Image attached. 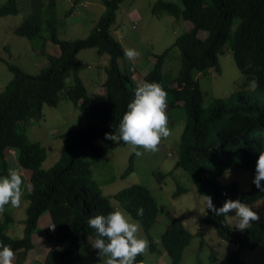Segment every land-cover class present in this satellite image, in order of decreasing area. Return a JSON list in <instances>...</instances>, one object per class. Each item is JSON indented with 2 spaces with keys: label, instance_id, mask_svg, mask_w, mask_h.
Wrapping results in <instances>:
<instances>
[{
  "label": "trees",
  "instance_id": "trees-1",
  "mask_svg": "<svg viewBox=\"0 0 264 264\" xmlns=\"http://www.w3.org/2000/svg\"><path fill=\"white\" fill-rule=\"evenodd\" d=\"M98 1L100 15L83 37H58L51 2L45 5L49 16H40L42 0H35L31 11L13 29L29 39L36 38L38 51L46 60L34 74L4 60L11 76L0 90V176L7 175L13 168L12 160L3 159L4 149L9 146L17 148L16 163L30 171L29 184L23 185L27 202L21 236L12 237L6 232L9 216L0 219V241L10 245L18 259L24 250L33 246L30 234L36 228L38 216L46 209L64 204L68 207L64 235L55 227L52 230L46 227L42 235L46 241L62 243L58 264H83L79 245L87 236L95 238L94 229L87 224L88 218L114 209L109 195L103 194L97 181L91 177L85 155H100L107 151L111 140L106 139V144L101 146L93 139L96 136L104 138L105 133L117 129L138 82L134 83L125 65L119 66L118 60L124 58V48L110 31L121 0ZM15 12L17 6L14 0L0 3V16ZM151 12H163L175 21L183 19L189 22V27L178 33L172 42L179 51V67L172 78L167 82L161 79L159 66L167 50L165 48L154 55L150 69L141 79L160 83L168 93L167 112L170 118L175 117L177 108L182 110L183 122L174 166L185 170L196 190L211 196L217 208L226 199H239L251 207L257 201L264 205V192L252 183L256 160L259 152L264 150V0H155ZM40 26H44L45 36H41ZM53 43L58 46V54L50 52ZM225 46L230 49L239 72L246 77L245 86L241 85L203 104L194 72L208 68L218 72L216 52ZM87 47H93L97 54L107 55L104 72L100 65L98 70L90 69L89 72L93 73L88 76L92 80L97 75L103 76V95L81 105L82 123L59 134L62 144L58 157L50 166L42 168L40 165L46 155L44 146L38 141H27L23 129L16 131L15 127L28 124L31 113L39 110L42 104L54 105L61 90L65 89V97L73 102L78 97H85L80 74L78 77L73 72L70 87H64V78L73 68L77 51ZM131 158L132 154L121 176L131 171ZM227 167L249 169L248 185L240 188L235 181L220 183L217 177ZM157 175L160 177L164 173ZM261 183L264 185V181ZM182 189L178 187L177 191ZM111 196L140 221L150 242L149 250L162 249L169 258V264H178L182 250L191 238V232L181 220L173 215L169 218L158 234L157 242L161 248H156L149 230L157 204L150 190L142 183L132 182L120 187ZM140 207L144 209L143 217L136 214ZM258 214L261 217L259 211ZM200 220L211 223L217 236L234 244L227 253L226 264H248L252 262L251 256L261 263V258L253 253L256 248L260 249L261 264H264V225L260 221L253 222L244 231H233L224 216H216L208 209ZM233 222L235 224L236 221ZM212 258L213 255H210ZM137 260L141 261L142 256H138Z\"/></svg>",
  "mask_w": 264,
  "mask_h": 264
},
{
  "label": "rangeland",
  "instance_id": "rangeland-1",
  "mask_svg": "<svg viewBox=\"0 0 264 264\" xmlns=\"http://www.w3.org/2000/svg\"><path fill=\"white\" fill-rule=\"evenodd\" d=\"M3 1L0 0V3ZM32 1L17 0L19 5L17 12L0 16V90L11 76L4 60L20 65L29 73L37 72L38 68L46 63L44 56L38 51L36 38L30 40L13 31V28L30 12ZM176 1L179 2V0ZM49 2L51 1L42 0L40 5L42 18L48 17L50 14L49 9L45 6ZM153 3L155 0H121L116 11L115 24L110 30L124 50L132 48L139 52V56L135 60H128L125 56L118 60L119 66L127 67L134 83L140 81L142 75L150 69L154 55L165 48L167 50L159 66L161 79L167 82L172 78L179 67V51L176 45H172V42L178 33L189 27L187 20L175 21L172 16L163 12L153 14L151 12ZM51 4L56 17V35L63 38L83 37L97 20L101 9L98 0H53ZM67 9H69L68 13ZM234 24L235 22L232 27L235 26ZM41 33H45L44 29L41 30ZM50 51L56 53L58 47L51 44ZM216 57L219 65L218 72L212 68L195 71L203 104L213 97L224 96L241 85L245 86L243 82L246 77L235 66L230 49L227 46L218 49ZM106 61V53L97 54L93 47L79 49L75 54L73 68L64 78V87L72 86L73 72L78 77L80 74V80L86 92L85 97L79 99V104L75 105L65 97V89L61 90L54 105L42 104L39 110H34L31 113L28 124L22 123L15 127L16 131L23 129L27 141H38L44 146L46 155L40 165L42 168H47L57 159L62 144L59 134L68 128L79 127V124L82 123L81 105L90 99L102 97L101 81L103 76L97 75L93 77V80L88 76L91 77L93 73L89 72L90 69L98 70L100 65L103 71ZM79 62L82 65L81 68H79ZM182 114L181 108L176 109L175 117L170 118L167 112L172 134L162 140L159 151L156 153L144 152L142 156L137 157L130 145L125 143L120 145L112 141L107 145V151L100 155L86 154L85 159L90 167L91 177L97 181L102 193L109 195V200L114 208L121 206L111 194L120 187L138 182L150 190L157 204L156 215L149 230L155 240L156 248H161L157 242L158 234L173 215L178 217L191 232V238L184 246L178 264H226L227 253L234 247V244L231 245L225 239L217 236L211 223H203L200 220L206 211L203 195L196 190L188 173L182 168L174 166L183 122ZM93 141L100 145H105L107 142L106 139L98 136ZM137 150L143 152V149ZM16 153V147H9L7 158L15 160ZM130 154H132V169L121 176L120 173L127 166ZM15 166L19 165L16 163ZM29 172V170H24L25 175H28ZM158 173H164V175L159 177ZM217 179L220 183L235 181L240 187L248 185L250 171L245 168L227 167ZM178 187L183 189L177 191ZM26 202L27 200L24 198L22 206L18 209H13L10 205L6 206L5 212L0 214V219L4 216L10 217L5 225V230L12 237L22 234ZM252 209L257 213L260 212L259 221L264 225V205L257 201ZM67 215L68 207L60 204L46 209L38 216L36 228L34 227L30 234L33 242V256L29 263L58 264L61 261L62 243L59 241L55 246H49V252L43 251L48 249V245L53 240L43 241L42 233L50 221L55 225L56 230L64 235ZM234 215V212H230L225 217L231 225L235 221ZM142 233L146 237L143 229ZM92 241L93 239L87 236L85 241L79 245L83 264H98L100 262L97 251L91 248ZM36 250L39 252L36 253ZM43 253H47V255L42 257ZM253 253L261 258L262 263L260 249L257 248ZM15 254L17 255V253ZM20 254L21 251H19ZM210 255H213L212 259H210ZM254 258L251 256L252 262L248 264H261ZM36 259L38 263H36ZM142 261L143 264L170 263L167 254L162 249L159 251L148 250L142 255ZM25 263V261L22 262V264Z\"/></svg>",
  "mask_w": 264,
  "mask_h": 264
},
{
  "label": "clouds",
  "instance_id": "clouds-1",
  "mask_svg": "<svg viewBox=\"0 0 264 264\" xmlns=\"http://www.w3.org/2000/svg\"><path fill=\"white\" fill-rule=\"evenodd\" d=\"M14 1L18 11L17 0ZM34 1L31 2V8ZM42 29H44V26H40L39 32L41 36H45L47 32L44 31L45 33L42 34ZM20 35L27 37L24 34ZM46 42L49 43V40ZM50 52L58 54L59 49L56 53ZM124 56L128 60H135L138 58L139 52L135 49L127 48L124 50ZM5 65L7 67L6 63ZM137 82L134 96L127 104V110L123 113L117 129L112 133H105L104 138L115 143L123 141L131 146L137 157H140L144 152H158L162 140L167 139L172 133L167 115L168 93L158 82L141 80ZM73 103L78 105L79 97ZM9 147L4 149L3 159H9L7 158V149ZM137 149H143V152ZM12 161L14 162L13 168L9 170L7 175L0 176V214L5 212L6 206L10 205L13 209H18L22 206L25 195L23 185L24 183L26 185L29 184V174L25 175L24 173V170L28 169L18 163L19 166H15L16 159ZM262 181H264V150L259 152L255 163V175L252 180L253 185L260 192H264ZM203 200L205 208L216 216L226 217L230 212L235 213L236 222L235 224L234 222L232 225L230 224L233 231L236 229L244 231L253 222L260 220L259 214L250 205L241 202L239 199H226L219 208L213 204L211 196L203 195ZM136 214L139 217H143L144 209L142 207L138 208ZM87 224L95 231V238L91 242V247L97 251L100 261L98 264H143V261H138L137 257L147 253L150 242L142 233L140 221L133 219L123 207H115L107 214H98L90 217L87 220ZM53 225L49 221L46 227L52 230L55 227ZM256 249H253V251ZM14 260L15 252L12 247L0 241V264H13Z\"/></svg>",
  "mask_w": 264,
  "mask_h": 264
},
{
  "label": "crops",
  "instance_id": "crops-1",
  "mask_svg": "<svg viewBox=\"0 0 264 264\" xmlns=\"http://www.w3.org/2000/svg\"><path fill=\"white\" fill-rule=\"evenodd\" d=\"M42 240L45 241L43 239V237H42ZM45 242H49V241H45ZM56 244H57L56 241L51 242L50 245H48V249H45L43 251L49 252V246H51V245L55 246ZM38 252H39V250H36V253H38ZM46 255H47V253H43L42 257H45ZM32 256H33V246L31 248L24 250V252L21 254V257L19 259H18V257H19L18 255L15 256V260L13 261V264H22L23 261L26 262L25 264H31L29 262H30ZM37 261L38 260L36 259V263H38Z\"/></svg>",
  "mask_w": 264,
  "mask_h": 264
}]
</instances>
